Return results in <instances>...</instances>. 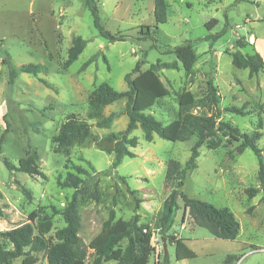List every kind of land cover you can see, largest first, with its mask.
Masks as SVG:
<instances>
[{"label": "rangeland", "instance_id": "1", "mask_svg": "<svg viewBox=\"0 0 264 264\" xmlns=\"http://www.w3.org/2000/svg\"><path fill=\"white\" fill-rule=\"evenodd\" d=\"M94 3L101 25L111 33L124 35L122 40L109 42L98 35L85 0H0V136L4 133L0 141V232L31 221L34 214L35 221L44 216L51 219L47 236L55 241V231L65 225L61 210L74 191L59 185L57 176L63 178L67 171L74 172L73 164H79L94 175L86 178L87 187L96 180L98 189L97 199L84 197L80 201L78 234L84 245L100 231L111 210L122 219L136 213L139 223L152 232L154 250L148 264H160V214L169 193L179 188L188 197L228 207L240 224L234 240L217 238L206 228L193 225L183 201L178 199L180 207L168 234L196 239L191 243L196 257L184 264H222L227 254L238 256L230 264H264L262 192L252 197L246 193V189L258 187L259 162L250 148L237 150L241 140L229 138L221 128L222 144L214 149L202 145L197 167L185 174L178 187V176L167 180L166 169L171 160L178 162V170L185 165L195 136L170 141L154 135L152 141H146L138 127L131 133L138 137L136 147L131 148L134 156L124 157L112 168L114 154L103 148L113 145L108 139L110 133L127 126L126 99L101 109L100 118L118 113L108 127H97L96 120L88 116L89 94L97 85L107 82L116 90H125L124 76L137 61L140 70L159 61L157 73L170 93L146 113L166 124L182 113L212 115L220 110L217 121H229L241 132H258L257 145L264 148V71L250 76L248 69L232 63L230 54L237 49L244 54L257 51L264 58V0H166L167 20L157 29L153 0ZM213 18L217 23L208 30L205 23ZM147 26L151 28L149 34ZM215 34H219L216 39L211 37ZM250 35H254L255 43ZM74 36H81L87 44L78 58L63 68ZM237 40L244 41V47L238 48ZM186 42L192 44L197 55L190 73L174 53L168 52ZM6 57L9 63L2 61ZM90 58L94 60L82 69ZM173 62L177 67L171 66ZM29 63L43 64L47 72H18L9 82L10 66L19 68ZM209 81L219 96L217 104ZM231 106L241 108L243 114L225 111ZM69 116L86 122L89 134L58 147L52 138ZM32 151L38 155L36 162L43 176L9 170L3 162L6 157L17 165L19 158ZM261 158L264 162V153ZM2 240L10 249L7 239ZM167 249L170 264L181 263L168 241ZM91 251L87 248L88 254ZM30 254L38 258L37 263H46L43 252ZM23 258H15L13 264H23ZM103 264L122 263L112 260Z\"/></svg>", "mask_w": 264, "mask_h": 264}, {"label": "trees", "instance_id": "2", "mask_svg": "<svg viewBox=\"0 0 264 264\" xmlns=\"http://www.w3.org/2000/svg\"><path fill=\"white\" fill-rule=\"evenodd\" d=\"M85 5L91 12L94 28L102 38L109 42L122 40L124 35L111 33L106 30L100 23L98 7L94 0H85ZM168 4L166 0H153V15L155 20L154 28L157 29L159 24L167 20ZM217 23L216 19H211L205 23L207 29ZM148 27V33L151 28ZM219 34L211 36L216 39ZM87 40L81 36H74L67 50V58L63 62V68L70 66L84 50ZM238 48L244 47V41L237 40ZM168 52L175 54L178 62L186 73H190L196 60L195 50L190 42H186L169 49ZM231 60L234 65L248 69L249 75L264 71V58L259 52L242 53L239 49L233 51ZM105 59V57H104ZM94 59L85 61L81 68L84 69ZM9 63L8 57L2 60ZM151 64L149 68L140 70V61H137L131 72L125 74L124 80L127 88L125 90H116L107 82L97 85L89 94L88 116L95 119V125L99 128L108 127L113 119L118 115L117 112H111L107 116H101V109L121 98L126 99L125 113L128 116V123L124 130L117 133H110L108 139L113 142L112 147L103 148L108 153L114 154V160L111 167L115 168L121 160L128 156L133 157L134 153L131 148L136 147L138 137L132 136L133 130L138 127L142 130L143 138L146 141H152L154 135L170 141L184 140L189 136H195L196 140L191 147L190 156L185 165L178 170V162L171 160L167 166L165 178L171 179L178 176V187L183 184L185 174L197 167L196 159L200 155L199 149L202 145L208 148H217L222 144L219 131L224 128V134L229 138L241 143L237 146L238 151L244 148H250L258 158L259 168L257 171V188H248L246 193L249 197L262 192V201H264V162L261 158L264 148L257 145L258 132H241L238 127L232 125L229 121H217L220 116V110L212 115H200L193 113H182L172 121L164 124L157 120L152 114L146 113L145 110L152 107L158 99L167 96L170 91L157 73V65ZM165 65V64H163ZM172 67H177L173 62ZM18 72H25L33 75L46 73L47 68L43 64H22L19 68L10 66L9 82H13ZM132 75H134L132 77ZM46 86H51L45 79H42ZM212 88V99L217 104L219 96L212 83L208 82ZM225 111L243 114L241 108L236 106L227 107ZM219 125V126H218ZM8 130V124L5 132ZM89 134V125L86 122L77 120L74 116H69L61 125L57 135L53 136L52 141L58 147L68 146L74 139L86 137ZM4 133L0 136L3 140ZM38 155L35 151L29 152L26 157H21L18 164L15 165L6 157L3 162L9 170H16L28 173L30 175H44L37 164ZM74 172L67 171L62 178L57 176V182L63 187L72 188L74 191L70 200L61 210L65 225L55 231L54 237L47 236L52 228V222L49 217H41L35 221L34 214L30 215L29 222L0 232V264H13L17 257L24 256L23 264H43L37 263L38 258L30 254V251L43 252L46 259L45 264H103L108 261H118L122 264H148L150 255L154 247L151 244L152 232L147 227L139 223V215L134 213L128 219L116 218L113 210L110 211L108 218L103 222L100 231L91 238L88 245H84L78 234L81 227L79 214V205L81 199L90 197L98 198L97 181L93 182L92 187L85 184L86 178L93 177L89 171L79 164H73ZM94 171V167L90 164ZM82 175H85L82 177ZM178 199L183 201L184 208L193 225L206 228L213 236L221 239L234 240L240 230V224L234 213L228 207H218L214 204L188 197L179 188L173 189L168 197L164 200L160 214L159 226L161 234L166 238V242L174 245V256L176 260H183L196 257V252L189 248L184 238L175 235H169L168 231L173 226L176 212L180 205ZM3 214L0 208V215ZM2 238H6L11 248L7 249ZM125 245H122L123 241ZM28 249L27 251L25 249ZM90 248L91 253H87ZM92 255V259L88 256ZM235 254H227L222 264H230L237 259ZM160 264H170L169 255L162 254Z\"/></svg>", "mask_w": 264, "mask_h": 264}, {"label": "crops", "instance_id": "3", "mask_svg": "<svg viewBox=\"0 0 264 264\" xmlns=\"http://www.w3.org/2000/svg\"><path fill=\"white\" fill-rule=\"evenodd\" d=\"M255 41H256V39H255ZM177 237H178V238L181 237V238L186 239V240H185V243H186V245H187L189 248H191V249H192V247H191V243H192L193 241L196 240V239H194L191 235H182V234H179ZM192 250H193V249H192ZM180 262H181V263H179V264H184V263L187 262V259L180 260Z\"/></svg>", "mask_w": 264, "mask_h": 264}, {"label": "water", "instance_id": "4", "mask_svg": "<svg viewBox=\"0 0 264 264\" xmlns=\"http://www.w3.org/2000/svg\"><path fill=\"white\" fill-rule=\"evenodd\" d=\"M162 249L164 254H168L166 238L162 237Z\"/></svg>", "mask_w": 264, "mask_h": 264}, {"label": "bare ground", "instance_id": "5", "mask_svg": "<svg viewBox=\"0 0 264 264\" xmlns=\"http://www.w3.org/2000/svg\"><path fill=\"white\" fill-rule=\"evenodd\" d=\"M250 39H251V42L252 43H255V37H254V35H250Z\"/></svg>", "mask_w": 264, "mask_h": 264}]
</instances>
